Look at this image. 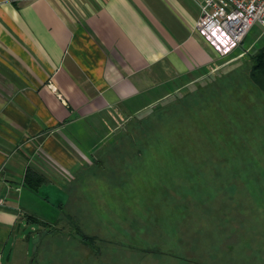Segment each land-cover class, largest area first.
<instances>
[{
    "label": "rangeland",
    "instance_id": "1",
    "mask_svg": "<svg viewBox=\"0 0 264 264\" xmlns=\"http://www.w3.org/2000/svg\"><path fill=\"white\" fill-rule=\"evenodd\" d=\"M263 47L255 23L176 88L112 110L104 140L121 141L101 168L32 192L30 208L57 224L25 222L26 264H264V87L251 77Z\"/></svg>",
    "mask_w": 264,
    "mask_h": 264
},
{
    "label": "crops",
    "instance_id": "2",
    "mask_svg": "<svg viewBox=\"0 0 264 264\" xmlns=\"http://www.w3.org/2000/svg\"><path fill=\"white\" fill-rule=\"evenodd\" d=\"M203 1L0 0V264H26L20 230L42 221L32 192L105 155L112 110L137 111L214 62L196 30ZM29 168L48 182L30 188Z\"/></svg>",
    "mask_w": 264,
    "mask_h": 264
},
{
    "label": "built area",
    "instance_id": "3",
    "mask_svg": "<svg viewBox=\"0 0 264 264\" xmlns=\"http://www.w3.org/2000/svg\"><path fill=\"white\" fill-rule=\"evenodd\" d=\"M255 23L264 26V0H204L196 30L218 54H228Z\"/></svg>",
    "mask_w": 264,
    "mask_h": 264
},
{
    "label": "trees",
    "instance_id": "4",
    "mask_svg": "<svg viewBox=\"0 0 264 264\" xmlns=\"http://www.w3.org/2000/svg\"><path fill=\"white\" fill-rule=\"evenodd\" d=\"M251 59H252V62H253L251 77L261 87H264V47L257 54L252 55ZM261 77H263L262 78L263 82H261ZM119 133H118V135L121 134V133L120 134ZM120 141H121L120 137L116 136V138L114 140L106 141L103 144L102 148L103 149H105V148H117V146L120 145ZM102 157L103 156L96 157V160H95L93 166L91 167L92 169L97 168L99 166L101 168V164H102V161H103ZM88 172H90V170ZM25 180H26V184L30 188L34 189V190H37L43 183L48 182L47 177H45L44 175L36 172L35 170H33L31 168H29L27 170ZM60 206L62 207V204H60ZM29 218H30V222H33V223H44L45 230H48L51 227L50 223H46L44 221H41L36 216L31 215ZM70 221L73 222V224H74V220L73 219H70ZM75 230L77 232V235L82 237V240L84 242H86V243H91L92 242L91 240L94 239V237H90L87 233L82 232L80 226H78V225H76ZM36 252H37V249H36ZM35 257H36V255H35ZM35 257H34V260H35Z\"/></svg>",
    "mask_w": 264,
    "mask_h": 264
},
{
    "label": "water",
    "instance_id": "5",
    "mask_svg": "<svg viewBox=\"0 0 264 264\" xmlns=\"http://www.w3.org/2000/svg\"><path fill=\"white\" fill-rule=\"evenodd\" d=\"M40 237H37L35 240H34V243H35V249H36V244L37 242L39 241Z\"/></svg>",
    "mask_w": 264,
    "mask_h": 264
}]
</instances>
